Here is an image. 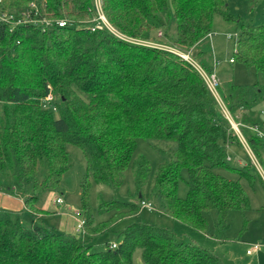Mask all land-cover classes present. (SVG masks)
I'll list each match as a JSON object with an SVG mask.
<instances>
[{"label":"trees","instance_id":"16d2710c","mask_svg":"<svg viewBox=\"0 0 264 264\" xmlns=\"http://www.w3.org/2000/svg\"><path fill=\"white\" fill-rule=\"evenodd\" d=\"M100 1L118 33L142 42L166 40L165 45L189 53L207 74L216 75L218 94L264 171V140L249 129L263 123L254 109L264 101V84L222 83L215 69L198 62L209 54L200 45L212 36L219 16L240 30L229 63L253 69L264 81V24L237 19L227 0ZM246 1L251 11L264 2ZM96 6V0H1L2 11L16 19L73 23L43 31L29 22L14 28L0 22V193L24 203L22 211L0 208V264H134L137 250L144 264H225L214 250L183 241L166 227L137 221L116 230L120 221L140 213L152 171L146 157L134 160L139 139L176 145L158 150L162 162L153 204L219 241L230 227V214L245 215L252 208L240 182L216 170L226 168L247 179L251 175L249 165H229L227 148H246L195 66L168 50L124 41L106 28L93 31ZM70 144L86 160L80 183L84 225L77 233L87 241L24 218L25 212L41 216L43 197L60 188L70 167ZM131 165L140 204L101 201L97 214L110 217L98 220L90 205L93 182L118 192ZM181 181L188 187L185 198L178 192ZM211 212L217 216L213 233ZM109 233L119 237L117 248L106 243L105 249H95V240Z\"/></svg>","mask_w":264,"mask_h":264},{"label":"rangeland","instance_id":"374dc122","mask_svg":"<svg viewBox=\"0 0 264 264\" xmlns=\"http://www.w3.org/2000/svg\"><path fill=\"white\" fill-rule=\"evenodd\" d=\"M230 12L242 20H252L257 25L264 24V2L255 10L251 11L246 0H227ZM175 28L171 31V38L175 37ZM239 27L235 22L224 21L217 16L214 19L213 34L210 38L205 39L200 48H206L208 55L198 60L201 65L206 64L211 69H215L221 82H234L237 85H254L257 83L264 84V81L256 74L253 69H248L242 64H230L229 60L233 57L236 46V37H239ZM231 35V38L229 36ZM159 38H162L159 36ZM162 46H167L166 40H161ZM198 51H195L197 54ZM256 115L264 122V101L255 109ZM241 115V112L238 113ZM233 121V120H232ZM176 145L171 143L149 142L145 139L138 140V147L134 154V160L144 156L151 163V174L148 183L143 190V200L152 202V189L154 180L157 175L162 157L159 149H175ZM70 155V167L64 175L60 188L52 193L46 194L40 205L44 208V213L33 218L30 213L25 212L24 218L29 224L47 227L56 231L73 233L87 241V236L83 233H77V213L82 215V203L80 198V183L86 175V160L82 150L75 145H68ZM228 155L231 157L229 165L243 169L249 165L251 179L241 177L240 175L226 169L216 170L219 174L233 181H238L246 189L250 197L252 210L242 215L234 211L230 214V227L222 241L216 240L211 235L195 231L190 227L179 223L174 218L160 211L154 204V209L149 210L142 208L140 213L120 221L117 231H123L128 225L143 221L148 224L166 227L172 229L177 236L187 242H195L200 246L214 250L225 262V264H264V177L258 174L253 168L251 159L245 149L239 145H231L227 148ZM262 176V177H260ZM186 178V173L184 172ZM179 196L185 198L188 193V187L184 181L179 184ZM63 200V204H58L57 199ZM132 200L140 204V199L135 197V174L131 165L124 174V183L118 192H114L108 186L93 182L91 189L90 205L92 212L97 219L102 221L110 217L105 214L99 216L97 208L101 201H112L113 199ZM210 232L213 233L217 223L215 212L208 216ZM106 243H119L117 234L109 233L95 240L93 243L95 249L103 250ZM255 246L259 250L252 255L248 251ZM134 264H144L142 261L141 250L134 254Z\"/></svg>","mask_w":264,"mask_h":264},{"label":"built area","instance_id":"2783aa9c","mask_svg":"<svg viewBox=\"0 0 264 264\" xmlns=\"http://www.w3.org/2000/svg\"><path fill=\"white\" fill-rule=\"evenodd\" d=\"M96 9L98 12V16L96 19L93 20V26H92V30H102L104 28L108 29L110 32H112L113 34H115L116 36H118L120 39L124 40V41H128V42H134L140 45H145V46H149V47H153V48H160V49H164V50H168L170 52H173L177 55H179L180 57H182L184 60L188 61L189 63H191L192 65L195 66V68L200 72V74L202 75V77L206 80L210 90L212 91V93L215 95V97L217 98V100L219 101V103L221 104L224 112L226 113V116L228 117V119L230 120L233 129L235 130L236 134L238 135V137L240 138L241 142L243 143V145L245 146L246 150L248 151V153L250 154L253 164L257 167V169L259 170V172L262 174V176L264 177V171L262 170L261 166L259 165L258 161L256 160L255 156L253 155L244 135L242 134L241 130H240V123H236L232 117L230 116L229 112L226 110L224 103L222 102L218 91H217V87L219 84V81L216 77L215 74L209 75L206 73V71L199 65L197 64L190 56L189 53H183L177 49H174L170 46H162V44L159 43H155V42H142V41H136V40H132L120 33H118L112 26L111 24L108 22V20L106 19L105 15L102 12V6H101V1L100 0H96ZM0 22H5L8 23L10 25H12V27L14 28V26L17 25H23V24H27L32 23L34 25H40L42 26L43 31L46 30H50L52 28H64L67 26H70L73 22L68 21V20H52V19H47V18H43V19H36V18H28L27 16H23V18H19L16 19L14 17V15H11L7 12L2 11L1 9V0H0ZM159 36L162 37V33H159ZM230 37V36H229ZM231 62H233V59L230 60ZM52 97H48V101H51ZM233 120V121H232ZM256 137H258L261 140H264V122L261 125H257V126H253L249 128ZM57 203L58 204H63V200L62 199H57ZM141 207L145 208V209H149V210H153L154 209V205L152 202H146L145 200L141 202ZM76 220H77V231L80 232L81 230H83V225H84V221L81 217V214L77 213L76 215ZM117 248V244L116 243H112L111 244V249H115ZM259 247L255 246L253 249L248 251V255H252L254 252L258 251Z\"/></svg>","mask_w":264,"mask_h":264},{"label":"crops","instance_id":"0c3cea01","mask_svg":"<svg viewBox=\"0 0 264 264\" xmlns=\"http://www.w3.org/2000/svg\"><path fill=\"white\" fill-rule=\"evenodd\" d=\"M0 208L10 209L13 211H22L24 210V203L17 196L0 193ZM42 209L44 210V208Z\"/></svg>","mask_w":264,"mask_h":264}]
</instances>
